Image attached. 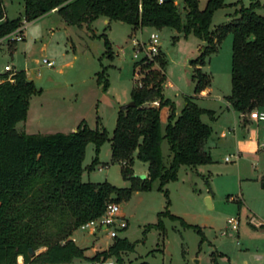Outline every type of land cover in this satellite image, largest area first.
<instances>
[{
	"label": "rangeland",
	"instance_id": "rangeland-1",
	"mask_svg": "<svg viewBox=\"0 0 264 264\" xmlns=\"http://www.w3.org/2000/svg\"><path fill=\"white\" fill-rule=\"evenodd\" d=\"M206 1L198 0L201 9ZM258 1L256 11L264 15V0ZM250 2L224 0L225 5L212 15L210 29L230 21L236 8ZM23 3L24 0H3L6 16L19 17L24 22ZM176 3L182 7L181 0ZM105 20L108 19L98 16L90 23L67 24L59 13L51 12L25 20L24 39L16 42L12 51L0 46V70L6 64L24 70L37 90L29 98L25 119L16 124L19 131L36 135L69 133L83 122L92 129H106L110 137L118 109L131 101L132 89L138 86L145 70L139 65L134 67L143 51L134 56L132 39L148 42L152 32L159 35V53L164 59L163 94L179 113L184 96L193 94L191 74L198 64L191 60L206 42L193 32L184 35L174 28L153 26L133 29L127 23ZM232 37L228 32L202 66L211 75V82L206 88L209 96L199 98L197 103L217 112L216 120L202 115V120L212 127L204 146L212 160L194 167L180 165L176 178L161 189L159 181L154 180L149 188L134 189L127 200L118 203L127 226L116 228V238L125 237L135 244L133 251L122 252L125 264H264V225H257L264 220V190L258 181L264 169V152L258 157L225 161V156L235 153L233 135L220 137L215 146L221 131L227 132L237 119L225 109V97L231 91ZM44 58L54 65L47 66L42 62ZM152 66L158 68L159 61L155 59ZM168 112L167 105L160 110L162 131ZM161 149L168 164L170 151L165 139ZM133 157V173L145 177L147 162L138 159L136 152ZM81 179L108 181L119 188L131 186V181L121 174L120 163L112 161L108 140L97 152L93 142L85 145ZM167 210L177 217L165 213L161 216L162 229H146L157 222L159 212ZM230 217L239 219L236 231L227 228ZM72 238L88 256L107 249L115 239L100 228L94 232L77 228ZM17 264H23L22 257L17 258ZM74 264L88 263L80 259ZM103 264L116 263L110 258Z\"/></svg>",
	"mask_w": 264,
	"mask_h": 264
},
{
	"label": "trees",
	"instance_id": "trees-1",
	"mask_svg": "<svg viewBox=\"0 0 264 264\" xmlns=\"http://www.w3.org/2000/svg\"><path fill=\"white\" fill-rule=\"evenodd\" d=\"M181 1L179 8L176 0H24L26 21L56 8L67 24L90 23L103 16L109 21L127 23L133 29L153 26L174 28L184 35L193 32L206 43L191 60L198 64L191 74L193 94L184 96L179 113L163 94L162 54L156 56L158 68L153 67L152 62L143 63L144 58L135 61L134 67L142 64L145 70L131 92L134 105L126 104L118 109L110 137L106 129H92L83 122L69 133L36 135L19 131L16 124L25 119L29 98L37 90L24 70L15 72L14 82L0 84V264H17L19 256L23 264H74L80 259L88 264H103L110 258H114L116 264H125L122 252L133 251L135 245L127 238L115 236L107 249L88 256L72 239V233L101 216L109 202L127 200L134 189H147L154 180L159 181L161 189L176 178L180 165L194 167L211 162V155L204 146L212 127L202 120V115L206 114L211 120L216 115L197 103L196 94L211 82V75L201 68L205 58L217 50L228 32L233 37L231 91L226 99L235 112L244 115L264 106V15L256 11L259 1L240 5L230 21L213 30L210 29L212 15L225 5L224 0H207L202 9L198 0ZM21 23L19 17H6L3 0H0V37ZM105 41L108 44L106 38ZM10 48L13 50L15 44ZM103 74L104 71L100 75ZM154 102L157 104H152ZM165 105L169 112L162 131L160 110ZM164 139L170 151L168 164L164 162L161 149ZM106 140L110 142L112 161L120 163L121 174L131 181L130 187L119 188L108 181H82L85 145L93 142L97 152ZM134 152L148 164L143 178L133 173ZM95 162L96 158L90 168ZM259 183L264 190V171ZM165 213L171 218L177 217L168 210L159 212L157 222L148 224L146 229H162L161 216ZM40 248L44 249L37 252Z\"/></svg>",
	"mask_w": 264,
	"mask_h": 264
},
{
	"label": "built area",
	"instance_id": "built-area-1",
	"mask_svg": "<svg viewBox=\"0 0 264 264\" xmlns=\"http://www.w3.org/2000/svg\"><path fill=\"white\" fill-rule=\"evenodd\" d=\"M158 1L162 2V0ZM139 6L141 7V2L139 3ZM25 28L26 21L24 20V22L22 21L21 25L18 26L16 29L0 37V46L8 48L11 44H15L16 42L23 40V33ZM132 43L135 47V57H137L138 52L142 50L143 56L140 59L144 58L143 63L155 62L156 56L160 51V39L158 33H150L148 42L133 39ZM42 62L45 63L47 66L54 65V62L52 60H48L45 58L42 60ZM139 66L142 69V64ZM16 71L17 69L14 68L12 65H4L3 70H0V84L4 82H14V74ZM249 117L255 121L262 122V145H264V110L254 109L249 113ZM226 159L228 158L226 157ZM120 214L121 212L119 204L115 202H109L106 205L105 211L101 216L81 225L79 228L83 230L89 229L91 230V232L95 231L96 228H103L105 231H107L110 237H115L116 228H125L127 226V222L121 217ZM227 224V228L236 231L238 229L239 219L235 217H230L227 220ZM257 225H264V220L262 222H259V224Z\"/></svg>",
	"mask_w": 264,
	"mask_h": 264
},
{
	"label": "crops",
	"instance_id": "crops-1",
	"mask_svg": "<svg viewBox=\"0 0 264 264\" xmlns=\"http://www.w3.org/2000/svg\"><path fill=\"white\" fill-rule=\"evenodd\" d=\"M251 1H254V0H251ZM51 12H56V8L52 9L49 13H51ZM46 14H48V13H46ZM107 21H109V20H107ZM107 21L105 20V22H107ZM7 49L9 51H12L10 46ZM201 68L203 69V67H201ZM17 70H19V69H17ZM206 88L204 90H202L200 93L196 94V96H197L196 101L199 98L204 99V98H207L209 96V91H206ZM226 97H225V109L228 111H231L233 114H235L236 115L235 117H237V119L235 121V124L228 127L229 130L227 132L221 131V133L218 136V141L215 143V146H217L219 144V138L220 137L226 138L227 135H233L231 137V139L233 140V143H234L235 153H233V155H230V156H225V158H224L225 161H231L232 158L239 159V158H241V156H244V157H247V156L258 157V156H260L262 154V152H264V145H262V141H263V138H262V122L255 121V120L251 119L249 117V114L244 115L242 113L235 112L231 108L230 103L226 99ZM259 110H264V106L262 108H260ZM216 114H217V112H215V115ZM221 114L223 115V112ZM214 120H216V119H214ZM226 157L228 159H226ZM263 171H264V169L262 170V172ZM262 172H261V174H262ZM261 174L259 175V178H260ZM259 178H258V181H259ZM238 201L241 203L240 199ZM120 212H121V209H120ZM102 230H104V229L102 228ZM20 257L21 256H19V258Z\"/></svg>",
	"mask_w": 264,
	"mask_h": 264
},
{
	"label": "water",
	"instance_id": "water-1",
	"mask_svg": "<svg viewBox=\"0 0 264 264\" xmlns=\"http://www.w3.org/2000/svg\"><path fill=\"white\" fill-rule=\"evenodd\" d=\"M127 105L128 106H133L134 105V102L133 101H130V102L127 103ZM29 251H30L31 254L33 253L32 249H30Z\"/></svg>",
	"mask_w": 264,
	"mask_h": 264
}]
</instances>
